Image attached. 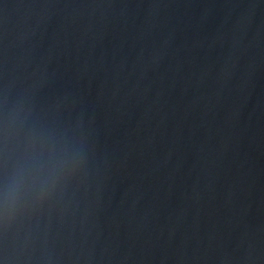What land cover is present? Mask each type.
<instances>
[{
    "label": "water",
    "instance_id": "water-1",
    "mask_svg": "<svg viewBox=\"0 0 264 264\" xmlns=\"http://www.w3.org/2000/svg\"><path fill=\"white\" fill-rule=\"evenodd\" d=\"M0 264H264V0H0Z\"/></svg>",
    "mask_w": 264,
    "mask_h": 264
}]
</instances>
